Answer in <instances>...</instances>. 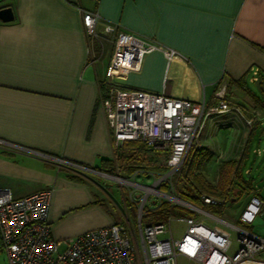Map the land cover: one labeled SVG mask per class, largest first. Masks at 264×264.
I'll list each match as a JSON object with an SVG mask.
<instances>
[{
  "label": "crops",
  "instance_id": "crops-1",
  "mask_svg": "<svg viewBox=\"0 0 264 264\" xmlns=\"http://www.w3.org/2000/svg\"><path fill=\"white\" fill-rule=\"evenodd\" d=\"M2 8L11 9L13 20L0 21V140L7 143L0 149V190L14 198L49 190L55 241L124 223L92 173L50 160L96 172L117 165L99 106L108 60L92 63L90 53L99 58L101 48L95 40L90 47L82 12L99 15L97 30L115 24L175 52L170 61L159 51L146 54L139 70L120 82L123 88L214 105L217 89L226 86L227 101L242 120L230 112L205 122L199 143L207 165L235 161L241 174L252 142L264 138V0H0ZM201 216L194 219L215 224ZM257 218L264 221V214ZM253 224L249 230L264 239V224L259 232ZM0 264H7L1 246Z\"/></svg>",
  "mask_w": 264,
  "mask_h": 264
},
{
  "label": "built area",
  "instance_id": "built-area-1",
  "mask_svg": "<svg viewBox=\"0 0 264 264\" xmlns=\"http://www.w3.org/2000/svg\"><path fill=\"white\" fill-rule=\"evenodd\" d=\"M82 23L90 47L95 40L101 48L99 58L90 53L92 63L102 62L105 58L108 60L99 80L102 85L99 106L105 115L114 159L118 151L130 143H143L147 148L166 155L165 174L151 186H143L133 180L138 171L130 181L127 179L131 177H121L118 173L96 172L44 156L58 167L98 174L111 180L114 178V181L128 187V197L134 203L133 193L141 191L143 197L139 204L136 202L137 229L125 220L124 223H114L63 242L55 241L49 224V190L23 198H14L10 191L0 190V246L7 264H177L178 257L195 264H264V239L248 228L264 214V202L254 191L237 223L230 224L160 189L163 185L171 189V180L188 155L201 149L200 135L208 119L230 112L240 114L228 103L226 86L221 85L217 89L214 105H208L204 100L193 101L125 89L120 82L129 73L139 70L146 54L159 51L170 61L175 52L141 40L132 33L120 30L115 24L104 23L106 33L101 35L97 26L102 22L97 13L82 12ZM257 72V69L252 70V80H256ZM245 124L251 128L253 119L245 120ZM6 146L7 143L0 140V149ZM153 193L161 195L164 200L169 199L173 206L197 212L215 224L207 225L194 218L178 217V221L186 226L180 240L173 239L170 220L142 225L147 197ZM230 198L201 196L204 205L214 207L231 202ZM164 200L162 202H168ZM222 225L231 230L224 229ZM232 232L237 234L238 247L229 256Z\"/></svg>",
  "mask_w": 264,
  "mask_h": 264
},
{
  "label": "rangeland",
  "instance_id": "rangeland-1",
  "mask_svg": "<svg viewBox=\"0 0 264 264\" xmlns=\"http://www.w3.org/2000/svg\"><path fill=\"white\" fill-rule=\"evenodd\" d=\"M103 61L106 62V58ZM250 88L253 90L251 86ZM238 117L242 120L239 114ZM136 147V145H134L133 147L130 146L128 148H126V146L123 147V149L119 153V158L116 162L117 165L114 169L115 174L118 173L119 175H121V177H126V175H128L132 171V168L130 167L134 166L135 164H138L141 167V170H137L138 173L136 177L133 178V180L140 185L151 186L154 182L156 183L160 179V177L165 174V172L161 171L165 168L166 155L155 150L138 151L135 150ZM257 148V155H254L252 153V150ZM214 163L218 162L213 159V161H210L207 165L206 161H204L203 164L200 166L201 168L199 172L208 183L214 186L218 185V187H220L219 192H222V190L224 191V193L222 192L223 195H217L213 197L222 199L224 196H230V200H233V202L225 203L221 212L217 214L214 213V215L218 216L219 219L224 220L230 224H235L237 223L240 214L247 205L252 191H255L260 198L264 199V138L262 137L260 142H258L256 139H254V141L252 142L248 157L244 163V166H242L240 181L235 177V166L233 168H226L224 175H222L220 171L222 166L220 164L214 165ZM93 176V180L95 181L94 183L102 185V187L105 188L104 193L108 197L109 201L114 205L115 208H111L110 206V210H112L113 214L115 216H118L121 222L127 220L137 229V216H135V213L133 214L135 208L132 206L134 202L129 199L128 192L124 193L127 198V209L125 205H122L123 201L121 197V192H124L125 190L129 191L128 187L125 185H121V183L118 181H114V178H112L111 180V178L108 177L110 179L109 180L98 174H93ZM130 177L131 178L127 180L132 181V176ZM181 186L182 183H176L171 189L164 188L162 191L163 193L179 197L178 194L183 192ZM133 197L135 200L134 204L137 206L136 202H138V204L140 203L143 197V193L141 191H136L133 193ZM163 198L164 197L159 194H149L147 197L145 209L143 210V215L147 208L148 210H151L160 203H162V201L164 200ZM168 203H170L173 210V214L169 219L172 236L174 240H180L185 232L186 226L185 224H182L178 221V216L187 217V215L189 216L188 211L190 212V216H193L194 218H200L202 216L197 212H192L190 210L185 212L183 211L184 208L179 206H173V204L169 201ZM193 206L199 208L195 205ZM136 208L138 209V207ZM179 208H182L183 210H181L183 212H181ZM263 222L264 221L257 218V220L253 224V230L255 232H259L261 230L260 226L264 224ZM145 224H147V222L143 218L142 225ZM223 228L228 231L231 230L226 226H223ZM236 238L237 234L235 232H232L230 237L231 246L228 251L229 256H231L238 247ZM177 264L194 263L186 260L183 257H178Z\"/></svg>",
  "mask_w": 264,
  "mask_h": 264
},
{
  "label": "trees",
  "instance_id": "trees-1",
  "mask_svg": "<svg viewBox=\"0 0 264 264\" xmlns=\"http://www.w3.org/2000/svg\"><path fill=\"white\" fill-rule=\"evenodd\" d=\"M100 88H102V85H100ZM134 145L137 146L135 150L152 151L151 149L147 148L143 143H130L129 145L126 146V148L130 146L133 147ZM122 149H120L117 153V160L119 158V153L121 152ZM206 157H207L206 152H204L203 149L192 151L186 158L178 174L173 177L171 182L173 186L176 183H182L181 189L183 190V192L178 194L181 200L193 204L199 208L205 207L209 211H212L214 213H220L221 210L223 209V205L218 207L204 205L201 200V196H217V195L221 196L224 193L223 190H222L223 193L221 191L219 192L220 187H218V185L216 186L211 185L200 174L199 171L201 168L200 167L201 163L206 160ZM234 166L236 167L235 177L240 181L241 166L239 164L235 165V161H229L228 163L224 164L221 167L220 171L222 175H224L226 168H233ZM130 168H132V171L128 175H126L128 177L134 174L137 170H141V167L138 164H135ZM114 169H115L114 164L110 163L107 164V166L100 168L99 170L103 173L114 174L115 173ZM164 171L165 168L161 172ZM164 188H167V185H163L160 187L161 190H163ZM224 198H226V196H224L222 199ZM181 209L182 208H179V210L182 212ZM172 214H173V210L170 203L162 202L160 203V205L156 210H148L147 208L143 217L147 223H151V222L159 223L169 220Z\"/></svg>",
  "mask_w": 264,
  "mask_h": 264
},
{
  "label": "water",
  "instance_id": "water-1",
  "mask_svg": "<svg viewBox=\"0 0 264 264\" xmlns=\"http://www.w3.org/2000/svg\"><path fill=\"white\" fill-rule=\"evenodd\" d=\"M13 20V14L10 8H2L0 9V21L2 22H10ZM98 31L102 34H105L106 31L104 28H99Z\"/></svg>",
  "mask_w": 264,
  "mask_h": 264
}]
</instances>
